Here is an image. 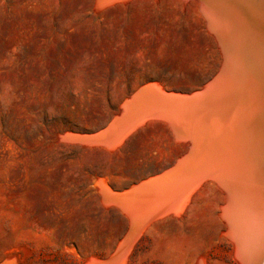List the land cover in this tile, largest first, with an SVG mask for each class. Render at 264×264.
Masks as SVG:
<instances>
[{
	"label": "rangeland",
	"instance_id": "obj_1",
	"mask_svg": "<svg viewBox=\"0 0 264 264\" xmlns=\"http://www.w3.org/2000/svg\"><path fill=\"white\" fill-rule=\"evenodd\" d=\"M98 6L0 0V264L112 258L130 230L98 183L124 188L183 158L188 144L151 116L120 148L128 134L112 149L70 137L105 131L144 87L190 96L221 69L194 0ZM207 181L141 231L124 264H240L221 218L225 193Z\"/></svg>",
	"mask_w": 264,
	"mask_h": 264
},
{
	"label": "bare ground",
	"instance_id": "obj_2",
	"mask_svg": "<svg viewBox=\"0 0 264 264\" xmlns=\"http://www.w3.org/2000/svg\"><path fill=\"white\" fill-rule=\"evenodd\" d=\"M112 1L120 0H96L99 6ZM194 1L221 51L216 77L190 96L162 92L157 84L144 87L124 103L121 116L114 117L105 131L70 137L112 149L137 125L154 117L166 122L176 141L188 144L175 169L166 171L174 173L176 186L157 189L156 183L151 187L155 190L141 196L133 193L126 202L121 195L127 193H112L98 183L102 200L117 206L133 226L112 258L90 264H124L132 242L152 219L162 216H147L152 197L169 198L179 188L185 195L183 208L189 195L208 179L225 193L221 218L238 263L264 264V0ZM172 208L165 211H177Z\"/></svg>",
	"mask_w": 264,
	"mask_h": 264
},
{
	"label": "crops",
	"instance_id": "obj_3",
	"mask_svg": "<svg viewBox=\"0 0 264 264\" xmlns=\"http://www.w3.org/2000/svg\"><path fill=\"white\" fill-rule=\"evenodd\" d=\"M149 122H155V121H147L145 124H147V123H149ZM159 122H162V120L161 121H159ZM165 123V122H164ZM145 124H143V125H145ZM166 124V123H165ZM143 125H141V126H139V127H137L134 131H132L131 133H129L124 139H123V141L117 146V147H115L114 149H116V148H120L122 145H123V142H124V140L126 139V138H128V137H130V136H132L136 131H138V130H140V128L143 126ZM170 129V128H169ZM170 131H171V129H170ZM171 133H172V131H171ZM172 135H173V133H172ZM174 137V136H173ZM99 147H102V146H99ZM179 162V160H177L176 162H173L172 164H169V165H167L166 167H164V169L163 170H160L159 172H154V173H152V174H148V175H146V176H143V177H139V178H136V179H134L133 181H131L127 186H125L124 188H117V187H115L113 184H110V190H111V192L112 193H115V194H122L123 192L124 193H127L126 195L124 194V195H121V196H123L124 197V199H129V198H131V196H132V194L134 193V194H138L139 196H141L140 194H144L146 191V194L150 191V190H155L156 188H152L151 189V187L153 186V185H156V183H158V188L157 189H159L161 186H164L165 184H173V185H175L176 184V177L174 176V173H172V174H168V172H166V171H170V169H172V168H174V167H176L175 165H177V163ZM175 169V168H174ZM173 170V169H172ZM172 170L170 171V172H172ZM168 174V175H167ZM160 175H162L163 177L162 178H160L161 176ZM160 178V179H159ZM151 180V181H150ZM154 180V181H153ZM204 182H210V181H204ZM150 186V187H149ZM176 186V185H175ZM147 189H146V188ZM149 187V188H148ZM173 188V187H172ZM178 188V187H177ZM171 189V188H170ZM160 190H162V189H160ZM178 190V191H177ZM174 191H176V192H174ZM175 193V195H174V193ZM172 195L171 196H169V198H160V196H154V197H152V204H151V206L149 207V210H148V215L147 216H153V215H162L160 218H156L155 220H152V221H150L149 223H148V225H147V227L146 228H144L143 230H145V229H147V228H150V226L151 227H153L154 225H156L158 222H160L162 219H164V218H166L167 216H170V215H173V214H177L178 213V208L180 209V208H182V207H180V202L181 201H183L184 200V197H185V195L183 194V192H181L180 191V189L178 188V189H174L173 191H172ZM133 194V195H134ZM135 195V196H136ZM174 196V198H175V196H176V198H175V200H173L174 198H172ZM157 198L160 200H157ZM183 198V199H182ZM189 198V197H188ZM127 199H126V202H127ZM155 200H157L156 202V204H155ZM168 202H166V201ZM188 200V199H187ZM187 200H186V202H187ZM174 203H173V202ZM186 202H185V204H186ZM184 204V205H185ZM171 205V206H170ZM175 205V206H174ZM183 205V206H184ZM166 206H169L170 208H172V206H173V208L174 209H176L177 208V211H175V212H173V211H170V212H166V211H168V210H166L165 211V209H169V207H167L166 208ZM179 206V207H178ZM108 208H110V209H115V210H117L122 216H124V218L126 219V227H128L127 228V230H132L131 229V227L133 226V225H131L130 223H133V222H129V219H128V217L127 216H125L124 214H123V212H121L118 208H117V206H115V205H110V206H107ZM172 208V209H173ZM161 211V212H160ZM173 212V213H172ZM177 212V213H176ZM150 216V217H151ZM163 217V218H162ZM142 222V221H141ZM142 230V231H143ZM104 261V260H103Z\"/></svg>",
	"mask_w": 264,
	"mask_h": 264
}]
</instances>
